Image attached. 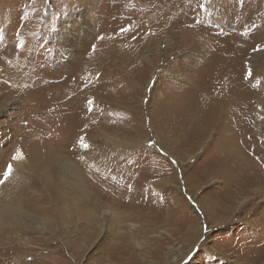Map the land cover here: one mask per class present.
<instances>
[{
    "label": "rangeland",
    "instance_id": "1",
    "mask_svg": "<svg viewBox=\"0 0 264 264\" xmlns=\"http://www.w3.org/2000/svg\"><path fill=\"white\" fill-rule=\"evenodd\" d=\"M76 11L89 19L80 42L64 23ZM263 11L264 0H0V50L26 53L24 81L0 113V197L18 195L37 222L0 228V241H12L0 243V264H264V162L255 158L261 176L247 163L251 195L219 216L212 202L227 181L196 182L225 134L223 162L243 160L239 149L254 159L246 147L264 136ZM207 64L220 82L207 106L227 87L237 123L194 148L196 126L180 102L198 105L184 95L193 80H212ZM36 95L45 104L34 111ZM66 163L79 170L73 186L57 174Z\"/></svg>",
    "mask_w": 264,
    "mask_h": 264
},
{
    "label": "bare ground",
    "instance_id": "2",
    "mask_svg": "<svg viewBox=\"0 0 264 264\" xmlns=\"http://www.w3.org/2000/svg\"><path fill=\"white\" fill-rule=\"evenodd\" d=\"M82 5V4H81ZM80 5V6H81ZM151 6V5H150ZM151 8V7H150ZM79 10V9H78ZM77 12V11H76ZM264 12V11H263ZM88 14V13H87ZM86 13H83L82 11H78L77 12V15L78 16H81L79 17L81 20H79V18H77L78 20H76L75 18L72 19L71 17L69 18H66L67 20L70 19V22L68 23V21L66 19H64V23H65V30H67L72 37L76 38L75 40H77L78 42H80V40H82L83 38H85V30H87V26H88V15ZM158 15V14H157ZM161 15V13H160ZM168 15V14H166ZM159 16V15H158ZM68 17V16H67ZM74 17V16H73ZM161 17V16H160ZM117 19V18H116ZM163 19V18H162ZM25 20V19H24ZM119 20V19H118ZM121 20V19H120ZM173 20V19H172ZM58 21V20H57ZM56 21V22H57ZM28 22V21H27ZM119 23V21H118ZM17 24V23H16ZM25 24V23H24ZM69 24V25H68ZM32 26V25H31ZM120 27V26H119ZM89 28V27H88ZM33 29V28H32ZM19 31V30H18ZM25 31V30H24ZM89 32V31H88ZM32 33V32H31ZM60 33V32H59ZM55 34V33H54ZM62 34V33H61ZM64 34L63 35V38L61 39L60 41V44L62 46H66V48L63 47V50H62V53L65 54L64 56L66 57V59H70L72 58V52L74 50L73 47V43L71 41H66V38H70L69 35H66ZM114 35V34H113ZM15 37V35H14ZM18 37V36H17ZM20 37V36H19ZM18 37V38H19ZM71 37V38H72ZM125 37V36H124ZM23 39V38H22ZM86 39V38H85ZM26 40V39H25ZM71 40V39H70ZM73 40V38H72ZM115 40V39H114ZM74 41V40H73ZM83 41V40H82ZM179 43V42H178ZM31 44V43H30ZM27 45V44H26ZM199 45V44H198ZM1 46V45H0ZM25 47V46H24ZM26 48V47H25ZM122 49V48H121ZM21 50H24L25 49H21L20 47H17V48H14V50H12L13 52L14 51H17L15 53H12V51L10 52H4L3 49L0 50V57H2L1 61L3 60V62L5 64H1V65H4L3 68H0V77H3L2 79L5 80V82L7 83L4 84V83H0V113L2 111V109L4 108V106H6V104L4 105V103L6 102H9L8 99H10L9 95L11 94L10 92L12 91V84H20L21 82L24 81V73H23V69L24 67L20 64V60L25 58V52L24 51H21ZM29 50H30V47H29ZM32 52V51H31ZM187 52V51H186ZM96 53V52H95ZM99 53V52H98ZM207 53V51H206ZM4 57V58H3ZM214 57V56H213ZM102 58V57H101ZM18 60V62H17ZM27 60V59H26ZM71 60V59H70ZM76 60V59H75ZM255 60V59H254ZM253 60V61H254ZM258 60V59H257ZM212 61V60H211ZM73 62V61H72ZM206 63H209V61H207ZM211 63V62H210ZM213 63V62H212ZM211 63V64H212ZM75 64V63H74ZM73 64V65H74ZM211 64H207L209 65L208 66V69L209 71H211L209 73V75H207V78H210L212 80H208L206 79V81L208 82L207 84L203 85V83H201L199 80H197L196 82H191L192 84V87L190 89V91L188 92V94H185L183 93L184 97H188V98H192L194 97L195 99H198V105H196L195 107L191 106L188 103H185L186 101H181L180 102V108L184 111L185 109H188L190 108L189 110V119L192 120V124H194V126H196V131L193 132L194 135H192L190 137V140L194 141V145L193 147L194 148H200L201 146H203L205 144V136L208 134V133H211V132H214L216 131L219 135L220 134H224L225 132L228 133L229 131V127H231L230 130H235V125L231 124L230 125V121L232 120L233 122V114L231 115V119L229 120V116H230V110H229V107H227V109L225 108V105L226 103H229V94H228V91H227V87L224 88V95H221V96H217V99L214 101L213 99V102L210 104L211 105V108L207 106V104L209 105V99L212 95V93L210 91H213L216 89V85L218 83H220L219 81H216L218 80V78L216 79V77L218 75H216L217 73V69L215 68V66H211ZM72 65V66H73ZM80 65V64H79ZM202 65V64H200ZM206 65V66H207ZM66 66V65H65ZM82 66V65H81ZM31 67V66H30ZM68 68H71V65L70 67ZM68 68L66 70H68ZM76 68H79L78 66ZM73 69V68H72ZM70 70L73 71V70ZM203 69L205 70V62L203 63V66H200L197 70V74H200L201 72H203ZM239 70V69H238ZM240 71V70H239ZM22 72V73H21ZM78 72V71H76ZM73 74H75V71L72 72ZM226 73V71H225ZM80 74V73H79ZM36 75V74H35ZM81 75V74H80ZM235 75V74H234ZM233 75V76H234ZM58 77V76H57ZM67 77V75H64L63 77L59 76L58 79H53L51 81H55L53 82L52 84H60V82H63V81H67L68 78H65ZM70 79V78H69ZM3 80V81H4ZM1 81V80H0ZM243 81V80H242ZM68 82V81H67ZM222 84V83H221ZM205 86V87H210V88H207V90L204 92H202L200 90V87L199 86ZM59 86V85H58ZM9 87V88H8ZM11 88V89H10ZM189 87L186 88V90H188ZM238 88V87H237ZM11 90V91H10ZM55 90H58V88H55ZM184 90V89H183ZM53 91V89H52ZM239 91V90H238ZM186 92V91H185ZM203 93L204 95H201V93ZM69 95V94H67ZM67 95H65L64 97H62L61 99H63V102L64 101H69V97H67ZM37 96V97H36ZM34 96L35 99H32V100H36L37 102L34 103L36 106H35V109L34 111H37L39 110V107L41 106V104H45L43 102V98L41 99L40 95H36ZM40 96V97H38ZM76 97V96H75ZM74 97V98H75ZM83 97V96H82ZM40 100V102H39ZM178 100V98H177ZM186 100V99H185ZM180 101V100H179ZM192 101V100H191ZM10 103V102H9ZM68 103V102H67ZM231 103V102H230ZM8 104V103H7ZM12 104V103H11ZM232 104V103H231ZM230 104V105H231ZM18 106V105H17ZM191 106V107H190ZM232 106V105H231ZM233 107V106H232ZM9 108V107H8ZM179 108V107H178ZM199 111H197L198 109ZM249 108V106H248ZM192 109L194 111H197V112H200V114L198 115H192ZM234 109V108H233ZM245 109V108H244ZM243 109V110H244ZM235 111V110H234ZM45 112V111H44ZM48 112V111H47ZM233 112V111H232ZM239 112V111H238ZM249 112V111H248ZM247 112V113H248ZM194 113V112H193ZM236 113H237V110H236ZM235 113V114H236ZM246 113V112H245ZM240 114V113H239ZM245 115V114H244ZM244 115L243 117H241V114L237 117V121H241L240 123H238L236 126H239L241 125L239 128H240V132L243 133V130L241 131V129H245L247 125V121H242L243 119L245 120L244 118ZM233 117V118H232ZM176 118V117H175ZM248 118H250V115L248 113V117L246 120H248ZM172 119V118H171ZM236 119V118H235ZM175 120V119H174ZM57 121H60V117L57 118ZM169 121V120H168ZM178 121V120H177ZM185 121L187 120H182V122L178 123L179 126L181 128H183L185 125ZM238 121V122H239ZM250 121V120H249ZM248 121V122H249ZM245 122V123H244ZM234 124L237 123V122H233ZM187 124V123H186ZM188 126V124L186 125V127ZM193 126V125H192ZM238 128V129H239ZM250 128H251V125H250ZM250 128H248L250 130ZM21 129V128H20ZM40 129V128H39ZM237 129V128H236ZM237 129V130H238ZM195 130V129H194ZM231 131V132H232ZM238 132V131H237ZM245 132V131H244ZM106 133V132H105ZM195 133L196 136H195ZM248 133V132H247ZM28 134V133H27ZM90 134V133H89ZM104 134V133H103ZM230 134V132H229ZM244 134V133H243ZM26 135V133H25ZM245 135V134H244ZM225 136V139L224 141L221 140V142H217L218 145L217 146V149L219 150V152H215L216 148H211V155H210V158H209V161H208V164L206 166V169L205 170H202V176L200 178L202 179H198L196 180V182L198 183H202L203 181H207V179L209 178V175L210 176H213V177H216L218 179H225L227 182L226 183V186H225V191L224 193L221 195V199H218V197L220 196H217L216 195V199H214V201L212 203H214L213 207L216 206V216H219V211L220 210H223L225 212H228L229 210L232 211L233 209V206L234 204H236L237 202H239V200L241 198L244 199V196L247 198L249 197V190H250V187H251V184H250V177L253 176V174L255 173H258L257 176H261V170H262V167L261 169H259L257 166H259L258 162L255 161V158L258 159V161L261 159L262 162H260L261 164L264 162V136H259V138H255L252 140L251 142V148L250 149L249 147H246L247 150H248V153L252 156V154H254V159L251 158L250 159H246L245 158V154L246 156L249 157V155L243 150V149H236L239 153H243L244 156L243 160L240 161V159H235L233 158L232 160H230L229 162L226 161V162H223V158L222 159H218L217 156L218 154L221 155L220 153H224L223 150L225 148L224 146V142H227L226 139H228L226 137V134L224 135ZM230 136V135H229ZM258 136V135H256ZM19 137V136H18ZM30 137V136H29ZM222 137V135H221ZM32 138V137H31ZM230 138V137H229ZM239 138V137H238ZM245 138V137H244ZM26 139V138H25ZM222 139V138H221ZM248 139H251L248 138ZM22 140V139H21ZM30 140V139H28ZM215 140V139H214ZM230 140V139H229ZM254 140L260 144L259 147H253V143H254ZM237 141V140H236ZM215 142V141H214ZM30 143V142H29ZM244 143V142H243ZM193 144V143H192ZM198 144V145H197ZM238 144V143H237ZM20 145V144H19ZM227 145H231V144H227ZM245 145V144H244ZM212 146V145H211ZM210 146V147H211ZM233 146V145H232ZM239 146V145H237ZM18 147V146H17ZM213 147V146H212ZM236 147V146H235ZM230 148V147H229ZM233 148V147H232ZM213 149V151H212ZM230 150V149H229ZM236 152V151H235ZM252 153V154H251ZM233 154V153H232ZM236 155V154H235ZM253 157V156H252ZM221 158V156H220ZM227 158V157H226ZM239 158V157H237ZM229 159V158H228ZM20 160V158H19ZM240 161V162H239ZM244 161V162H243ZM247 161V162H246ZM239 162V163H238ZM250 164V163H255V164H258V165H255L256 166V170L254 171V173L252 172L253 170H250V165L248 166L247 165ZM68 165V166H67ZM254 165H252V169L254 167ZM264 166V164H262ZM259 169V170H258ZM263 171V170H262ZM58 176L60 178V183L61 184H65V185H68L71 184L73 186V183L75 179H77L78 175H79V170L77 168V166H73V165H70L68 163H66V165L63 166V170L62 171H59L58 173ZM263 174V173H262ZM53 175H55V172L53 170H49L48 174L45 175V179L51 183L53 186H55V190L57 192H59L58 194L61 195L62 194V191L64 192V189L62 187V185H56L54 182H53ZM255 175V174H254ZM264 175V174H263ZM264 178V177H263ZM259 180V179H258ZM254 181V180H253ZM255 181H257L255 179ZM258 182V181H257ZM261 186V185H260ZM223 190V188L221 189ZM218 193H221V192H218ZM247 193V194H246ZM246 194V195H245ZM251 195V194H250ZM9 196H7L6 198L5 197H0V228L1 229H5V228H10V229H13V227L16 228V226H27V225H36L37 222L34 221L33 219L30 218V213H28L26 211V209L24 208L23 204H21V202L17 199H20L18 198L19 196L15 194V196L13 195L14 198H16V201L14 200V198H8ZM243 201V200H242ZM211 204V203H210ZM212 206V205H210ZM219 212V213H218ZM34 217V216H33ZM35 219V217H34ZM23 228V227H22ZM14 231V230H13ZM12 241H9V240H1L0 243L1 245H6V244H11ZM22 244V242H20ZM20 244V245H21ZM8 251H4L3 249V252L0 253V255H3V253H7ZM17 252H15L16 254ZM11 254L14 255V252H12ZM18 254V259L20 258L21 254L20 253H17Z\"/></svg>",
    "mask_w": 264,
    "mask_h": 264
}]
</instances>
